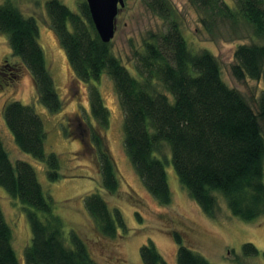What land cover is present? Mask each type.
Listing matches in <instances>:
<instances>
[{
    "label": "trees",
    "instance_id": "obj_1",
    "mask_svg": "<svg viewBox=\"0 0 264 264\" xmlns=\"http://www.w3.org/2000/svg\"><path fill=\"white\" fill-rule=\"evenodd\" d=\"M146 2L166 22L167 30L142 44L130 71L112 53L110 41L101 40L85 0L79 12L61 0L46 1L49 26L70 68L69 80L88 89L91 121L76 116L70 122L77 129V139L92 150L99 173L98 187L82 198L94 227L106 237L128 229L120 210L110 208L106 200V195L118 192L120 175L107 143L109 110L97 87L104 75L111 79L122 111L125 153L159 204L171 201L166 172L170 158L179 183L206 215L215 216L221 198L242 221L264 217V89L254 111L237 89L225 83L213 53L189 48L170 0ZM189 2L200 11L208 30L218 19L232 24L245 21L252 27L262 43L238 44L232 72L238 79L264 80V0H233L232 5L223 0ZM0 33L18 58L15 69L31 77L34 99L49 113L59 112L64 101L47 68L36 19L23 14L14 0H2ZM0 81H5L1 74ZM33 104L7 101L3 119L17 149L45 164L48 181H58L67 174L62 173L60 155L46 150L47 130ZM0 188L19 206L30 229L29 241L18 256L0 205V264H98L80 236L65 230L32 164L12 161L1 136ZM171 236L178 245L176 264H211L186 245L178 231L172 230ZM242 251L259 253L250 242L242 245ZM139 253L143 264H168L151 240L140 246Z\"/></svg>",
    "mask_w": 264,
    "mask_h": 264
},
{
    "label": "rangeland",
    "instance_id": "obj_2",
    "mask_svg": "<svg viewBox=\"0 0 264 264\" xmlns=\"http://www.w3.org/2000/svg\"><path fill=\"white\" fill-rule=\"evenodd\" d=\"M14 1L23 14L31 15L37 21L47 68L64 103L59 112L49 113L34 99L35 89L29 74L25 70L13 69L11 78L0 81V84L3 83L0 85V136L12 161L23 159L32 164L38 180L52 199L55 212L63 220L65 230H73L80 236L98 264H143L139 249L148 240L154 243L168 264H176L178 245L171 236L172 230L178 231L183 242L207 257L211 264H264V217L253 222L242 221L230 213L221 198L215 216L206 215L179 183L169 163L170 158L166 165L172 195L170 203L161 205L146 191L125 153L122 111L107 75L101 78L97 87L109 110L106 137L120 175V185L117 193L106 195V200L110 208L120 210L128 229L124 233L119 229L120 233L115 237H106L94 227L82 198L98 187L99 173L92 150L77 139V129L70 122L76 116L91 121L87 114L90 111L87 86L69 80V65L48 23L47 0ZM61 1L71 10L79 12L83 0ZM146 1L124 0V6L117 14L115 34L110 41L112 53L130 71H133L135 63L134 53L142 48V44L150 40L151 35L167 30L166 22L149 9ZM223 1L233 4V0ZM170 2L178 12V23L189 48L194 52L206 49L213 53L219 61L225 83L237 89L257 111V99L264 89V80L238 79L232 72L235 63L233 54L238 44L262 43L254 36L252 27L245 21L232 24L218 19L208 30L201 22L200 11L189 0ZM17 62L7 37L0 33V67L14 66ZM15 99L24 104L34 103L47 130L46 150L60 155L62 173L67 177L48 181L45 164L34 161L17 149L3 119L4 104ZM261 126L264 136L263 121ZM164 154L168 158L167 149ZM0 205L12 230V245L17 255L21 256L30 238L27 220L16 202L1 188ZM246 242L252 243L259 253L244 255L242 245Z\"/></svg>",
    "mask_w": 264,
    "mask_h": 264
},
{
    "label": "water",
    "instance_id": "obj_3",
    "mask_svg": "<svg viewBox=\"0 0 264 264\" xmlns=\"http://www.w3.org/2000/svg\"><path fill=\"white\" fill-rule=\"evenodd\" d=\"M95 29L104 42L113 38L116 16L124 6V0H85Z\"/></svg>",
    "mask_w": 264,
    "mask_h": 264
},
{
    "label": "flooded vegetation",
    "instance_id": "obj_4",
    "mask_svg": "<svg viewBox=\"0 0 264 264\" xmlns=\"http://www.w3.org/2000/svg\"><path fill=\"white\" fill-rule=\"evenodd\" d=\"M3 71H1L0 72V74H1V76H2V78H3V80H6V79H8L9 78V76L11 75L12 76V74H13V69H15V66H9V65H5V66H3Z\"/></svg>",
    "mask_w": 264,
    "mask_h": 264
},
{
    "label": "bare ground",
    "instance_id": "obj_5",
    "mask_svg": "<svg viewBox=\"0 0 264 264\" xmlns=\"http://www.w3.org/2000/svg\"><path fill=\"white\" fill-rule=\"evenodd\" d=\"M116 20H117V16H116Z\"/></svg>",
    "mask_w": 264,
    "mask_h": 264
}]
</instances>
